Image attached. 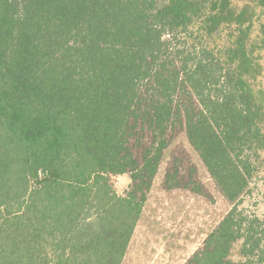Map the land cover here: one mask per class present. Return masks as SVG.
<instances>
[{"label":"trees","instance_id":"obj_1","mask_svg":"<svg viewBox=\"0 0 264 264\" xmlns=\"http://www.w3.org/2000/svg\"><path fill=\"white\" fill-rule=\"evenodd\" d=\"M263 51L264 0H0V264H122L180 136L230 204L184 264H264Z\"/></svg>","mask_w":264,"mask_h":264},{"label":"rangeland","instance_id":"obj_2","mask_svg":"<svg viewBox=\"0 0 264 264\" xmlns=\"http://www.w3.org/2000/svg\"><path fill=\"white\" fill-rule=\"evenodd\" d=\"M259 77L264 86V51ZM175 163L184 180L190 179V173L196 185L165 188V173ZM112 182L121 194L130 178L118 175ZM257 186L246 203L250 210L264 214V189ZM229 208L198 155L180 136L160 164L122 264H184Z\"/></svg>","mask_w":264,"mask_h":264}]
</instances>
